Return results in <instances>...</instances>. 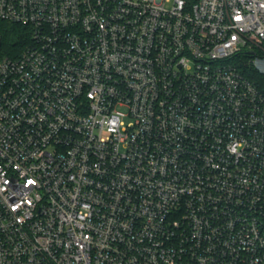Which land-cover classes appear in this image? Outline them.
<instances>
[{
  "label": "built area",
  "instance_id": "built-area-1",
  "mask_svg": "<svg viewBox=\"0 0 264 264\" xmlns=\"http://www.w3.org/2000/svg\"><path fill=\"white\" fill-rule=\"evenodd\" d=\"M0 22L31 31L0 58V264H264V0Z\"/></svg>",
  "mask_w": 264,
  "mask_h": 264
},
{
  "label": "trees",
  "instance_id": "trees-1",
  "mask_svg": "<svg viewBox=\"0 0 264 264\" xmlns=\"http://www.w3.org/2000/svg\"><path fill=\"white\" fill-rule=\"evenodd\" d=\"M0 58L3 56H18L31 43V31L29 28L0 22Z\"/></svg>",
  "mask_w": 264,
  "mask_h": 264
},
{
  "label": "rangeland",
  "instance_id": "rangeland-1",
  "mask_svg": "<svg viewBox=\"0 0 264 264\" xmlns=\"http://www.w3.org/2000/svg\"><path fill=\"white\" fill-rule=\"evenodd\" d=\"M262 82V81H261ZM125 121H128V119H124Z\"/></svg>",
  "mask_w": 264,
  "mask_h": 264
},
{
  "label": "water",
  "instance_id": "water-1",
  "mask_svg": "<svg viewBox=\"0 0 264 264\" xmlns=\"http://www.w3.org/2000/svg\"><path fill=\"white\" fill-rule=\"evenodd\" d=\"M0 46H1V43H0Z\"/></svg>",
  "mask_w": 264,
  "mask_h": 264
}]
</instances>
